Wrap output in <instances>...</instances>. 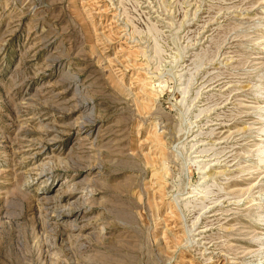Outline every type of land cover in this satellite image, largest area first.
Listing matches in <instances>:
<instances>
[{
    "label": "rangeland",
    "instance_id": "obj_1",
    "mask_svg": "<svg viewBox=\"0 0 264 264\" xmlns=\"http://www.w3.org/2000/svg\"><path fill=\"white\" fill-rule=\"evenodd\" d=\"M263 159L264 0H0V264H264Z\"/></svg>",
    "mask_w": 264,
    "mask_h": 264
},
{
    "label": "bare ground",
    "instance_id": "obj_2",
    "mask_svg": "<svg viewBox=\"0 0 264 264\" xmlns=\"http://www.w3.org/2000/svg\"><path fill=\"white\" fill-rule=\"evenodd\" d=\"M262 162H264V159L262 160ZM260 218V217H259Z\"/></svg>",
    "mask_w": 264,
    "mask_h": 264
}]
</instances>
